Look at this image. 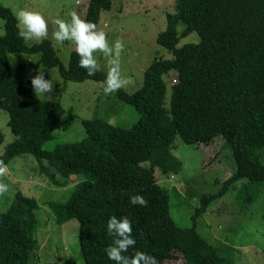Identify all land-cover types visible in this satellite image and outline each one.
<instances>
[{"label": "trees", "instance_id": "16d2710c", "mask_svg": "<svg viewBox=\"0 0 264 264\" xmlns=\"http://www.w3.org/2000/svg\"><path fill=\"white\" fill-rule=\"evenodd\" d=\"M173 1L174 12L166 15L165 29L156 37V44L171 58L154 59L143 74L141 87L132 94L121 89L114 92L119 102L132 108L136 121L127 128L84 122L82 140L55 144L49 150L42 147L53 139L59 106L40 100L28 88L29 80L15 81L8 55H39L35 67L56 68L63 83L89 80L102 89L105 75L95 70L87 76L77 66L75 51L63 68L47 40L27 46L18 36L16 18L0 5V110L7 113L6 125L14 137L0 154V166L4 168L17 155L29 154L37 162L38 174L57 188L68 184L70 177H81L63 203H50L48 209L55 226L70 221L77 224L83 264H114L105 255L112 243L106 221L112 215L128 217L136 241L123 255L141 251L154 256L158 264L176 258L184 264L238 263L229 245L212 247L201 239L195 221L233 183L245 181L235 195L240 209L254 202L258 187L264 184V0ZM110 8V0H86L84 20L96 25L100 14ZM178 24L183 25L180 33ZM190 33H195L198 41L177 47L180 38ZM166 76L173 80L167 104ZM71 118L68 113L63 128ZM204 119L210 123L201 127ZM205 130L207 137L201 144L218 138L231 154L233 172L216 194L199 199L190 224L179 226L170 216L167 190L155 182L147 183V174L155 180L156 169L168 160L177 137L189 144L194 138L201 141ZM167 165L177 174L176 160H168ZM138 169L143 173L140 183L126 185V173ZM134 194L142 195L146 205H130L128 197ZM37 210L33 199L18 190L12 193L9 204L0 211V264H30Z\"/></svg>", "mask_w": 264, "mask_h": 264}, {"label": "rangeland", "instance_id": "374dc122", "mask_svg": "<svg viewBox=\"0 0 264 264\" xmlns=\"http://www.w3.org/2000/svg\"><path fill=\"white\" fill-rule=\"evenodd\" d=\"M111 8L100 14L96 30L105 33L106 41L111 45L119 40L123 48L119 55L122 77H129L131 83L121 87L126 94H132L142 85L143 74L154 59H170L171 55L156 44V37L166 26V15L174 12L173 0H110ZM0 5L7 8L16 18L19 9L42 14L47 25L48 35L42 40L51 43L63 66L67 67L70 54L75 51L72 41L62 42L58 46L52 38L56 30L55 19L70 20V13L75 12L85 19L86 0H0ZM17 20V19H16ZM17 28L21 26L17 21ZM182 24L176 26L180 33ZM3 35V23L0 19V37ZM195 33L180 38L177 47L187 43H196ZM35 40L25 41L27 46L36 44ZM97 59L96 70L106 74V59L99 52L94 53ZM39 55L26 56L13 53L8 55L11 77L17 82L30 81L37 72H43L45 79L53 83L47 98L36 96L43 101H53L59 106V124L54 130L53 139L43 145L49 150L55 144L74 143L84 138V122L102 121L101 124L127 128L137 119L128 105L119 102L114 93L104 94L99 83L94 81L66 82L60 79L57 69L35 67ZM166 83V104L169 96L171 78L164 77ZM169 81V82H168ZM28 88L33 91L31 85ZM70 113V123L63 128V123ZM202 113L209 116L207 110ZM210 117V116H209ZM201 121L206 127L210 120ZM7 113L0 110V133L3 143L0 154L6 144L13 141L6 125ZM198 137V135H197ZM200 137V135H199ZM207 137L206 130L201 133V141L195 138L184 143L179 137L174 141V149L168 160L179 163L177 174L163 160L156 169V178L152 180L147 174V183L155 182L169 195L168 206L172 220L179 226H188L189 219L199 207V199L204 195L216 194L221 183L233 172L231 154L221 146L216 138L207 145L201 144ZM198 144V145H196ZM264 165V159H263ZM147 173V170L140 167ZM139 169L126 173V185L139 184ZM138 177L137 181L134 178ZM57 180H60L56 176ZM80 176L70 177L68 184L57 188L45 176L38 174L37 162L29 154H20L11 159L1 171L0 183L6 184L8 190L0 193V211L10 202L12 193L19 191L23 196L35 201L38 210L35 212L37 229L33 235L34 251L30 264H83L77 241V224L67 222L55 226L48 209L50 203H63ZM241 180L233 183L220 198L212 201L195 221L196 232L201 239L212 247L220 244L234 249L237 264H264V184L258 187V196L247 209H240L235 202L236 192L244 185ZM165 264H184L181 259Z\"/></svg>", "mask_w": 264, "mask_h": 264}, {"label": "clouds", "instance_id": "9594fccd", "mask_svg": "<svg viewBox=\"0 0 264 264\" xmlns=\"http://www.w3.org/2000/svg\"><path fill=\"white\" fill-rule=\"evenodd\" d=\"M70 20L55 19L53 23L56 30L52 33V38L58 46H62L64 41H72L75 46V53L79 57L77 66L85 70L87 76H92L97 68V59L94 53L99 52L106 59V74L102 81V91L104 94L114 93L117 89L130 84L129 77H122L120 72L119 55L123 44L113 41L111 45L106 41L105 33L96 30L92 22H87L78 17L75 12L69 14ZM18 24L21 26L18 31L25 41L35 40L40 42L48 35L47 25L42 14L34 11L19 9L15 13ZM30 85L35 94L42 98H47L45 94H50L53 83L45 79L43 72H37L30 78ZM3 168L0 166V171ZM8 186L0 183V193L6 192ZM130 205L145 206L147 201L142 195L134 194L128 197ZM106 231L112 237V243L105 249L108 260L114 264H158L154 256L141 251H136L133 255L127 256L130 247L136 241L131 235L132 228L127 216H109L106 221Z\"/></svg>", "mask_w": 264, "mask_h": 264}]
</instances>
